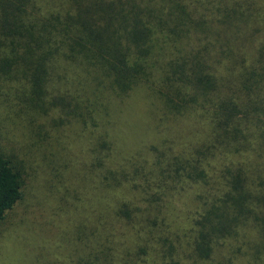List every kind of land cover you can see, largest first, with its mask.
Instances as JSON below:
<instances>
[{"label":"trees","instance_id":"1","mask_svg":"<svg viewBox=\"0 0 264 264\" xmlns=\"http://www.w3.org/2000/svg\"><path fill=\"white\" fill-rule=\"evenodd\" d=\"M0 92L96 130L66 264H264V0H0ZM22 172L0 150V221Z\"/></svg>","mask_w":264,"mask_h":264},{"label":"rangeland","instance_id":"2","mask_svg":"<svg viewBox=\"0 0 264 264\" xmlns=\"http://www.w3.org/2000/svg\"><path fill=\"white\" fill-rule=\"evenodd\" d=\"M7 95L0 92V150L21 167L23 184L21 197L0 221V264H66L77 255L73 248L81 227L95 223L88 198L99 183L86 166L96 130L32 123L27 113L14 112ZM134 142H114V155L141 156L150 163ZM251 157L256 156H246Z\"/></svg>","mask_w":264,"mask_h":264}]
</instances>
